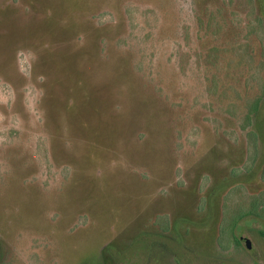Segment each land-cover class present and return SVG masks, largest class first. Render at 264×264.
I'll list each match as a JSON object with an SVG mask.
<instances>
[{"label": "rangeland", "instance_id": "obj_1", "mask_svg": "<svg viewBox=\"0 0 264 264\" xmlns=\"http://www.w3.org/2000/svg\"><path fill=\"white\" fill-rule=\"evenodd\" d=\"M261 233L264 0H0V264H264Z\"/></svg>", "mask_w": 264, "mask_h": 264}, {"label": "water", "instance_id": "obj_2", "mask_svg": "<svg viewBox=\"0 0 264 264\" xmlns=\"http://www.w3.org/2000/svg\"><path fill=\"white\" fill-rule=\"evenodd\" d=\"M243 242L245 243L247 248H250V243L247 239H243Z\"/></svg>", "mask_w": 264, "mask_h": 264}, {"label": "trees", "instance_id": "obj_3", "mask_svg": "<svg viewBox=\"0 0 264 264\" xmlns=\"http://www.w3.org/2000/svg\"><path fill=\"white\" fill-rule=\"evenodd\" d=\"M264 236V233H261Z\"/></svg>", "mask_w": 264, "mask_h": 264}]
</instances>
